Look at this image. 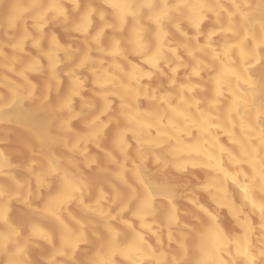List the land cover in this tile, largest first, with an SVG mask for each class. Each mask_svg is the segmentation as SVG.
Instances as JSON below:
<instances>
[{"label":"clouds","instance_id":"clouds-1","mask_svg":"<svg viewBox=\"0 0 264 264\" xmlns=\"http://www.w3.org/2000/svg\"><path fill=\"white\" fill-rule=\"evenodd\" d=\"M206 11H212L206 0H27L21 35L8 37L9 43L0 39V264H239L237 256L246 257L244 264H264V127H251L253 135L238 145L239 158L228 152L233 170L226 169L227 149L218 150L215 125L199 120L202 110L192 99L200 85L189 77L200 76L203 62L197 60L183 77L188 83H180L189 65L178 50L161 44L150 51L141 42L147 33L142 20L158 27L171 22L187 38L181 25L199 32ZM5 23L0 18V30ZM259 26L264 32V19ZM109 30L106 50L100 39ZM61 35L78 36L85 50L62 43ZM92 44L110 59L92 56ZM232 76L236 89L240 83L253 89L249 97L256 83L264 88V73L260 81L247 69ZM21 148L28 154L24 167L5 163ZM252 189L261 194L259 204L247 200ZM241 193L245 203L237 206ZM13 201L28 214L13 218ZM246 207L259 213L260 247L246 238L233 255L218 210L227 209L253 234ZM33 214L49 223L37 230ZM92 215L104 220L103 235ZM209 221L215 227L208 228ZM178 227L196 232L198 258H189L185 233L175 239ZM34 239L51 252L34 258L40 247Z\"/></svg>","mask_w":264,"mask_h":264},{"label":"bare ground","instance_id":"bare-ground-1","mask_svg":"<svg viewBox=\"0 0 264 264\" xmlns=\"http://www.w3.org/2000/svg\"><path fill=\"white\" fill-rule=\"evenodd\" d=\"M26 3L27 0H4V3L0 4V18L6 19L4 29L0 30V39L5 43L10 42L8 37L16 39L21 35L20 22L26 15L23 12ZM206 6L210 7L212 11H206L204 13L206 18L200 22L199 32H197L196 29L188 27L186 23L182 24L181 29L186 30L188 33L187 38H185L180 36L179 33L172 28L171 22L160 21L158 27L157 23L142 20V23L147 28V33L141 42L146 43L150 51H154L161 44L165 49L176 48L178 50V54L182 57V61L189 65L188 68L181 69L178 75V82L180 83H188V81H184L183 77L192 71V68L196 66L197 60L203 62L199 65V67L203 69L200 76L189 77L191 84L200 85V87L196 89L194 98H192L193 103L198 101L199 108L202 110L199 120H206L208 123L215 125V128L212 129V134L218 140V150L220 148L227 149V151L223 153L224 165L226 169L232 171V165L228 162L230 159L228 152L230 151L232 155L239 158L238 145L246 143V138L253 135L251 127L253 125H258L257 131L259 127H264V115L259 116L258 120L256 119L257 112L264 111V88L260 87V83H256V95L254 97H249L247 93L253 91V89L244 83H240L239 88L236 89L232 76L233 73H239L241 69H247L251 74L252 81H260L261 73H264V32L261 31L259 26V22L264 19V4L260 3V0H248V3H245V0H235V3H230L229 0H206ZM9 24L15 25V28H9ZM5 30L7 31V36L3 34ZM56 30L59 31V29ZM28 31L36 35L35 29L32 27V21L28 22ZM45 31L48 32V29ZM165 33H167V35H165ZM112 35L113 33L111 30L106 32L100 39V47L106 50L110 48L112 46L110 40ZM194 36L196 37L195 40L192 39ZM61 42L66 45L71 43L73 48H79L81 52L85 50V45L80 42L78 36L75 40H68L64 35H61ZM184 44H187L188 48L182 47ZM43 46L47 47V38L43 42ZM90 46L93 49L91 53L92 56L97 58L103 56L106 60L110 59L98 50L97 45L92 44ZM189 50L193 51V56L187 54ZM4 51L9 52L10 50L5 48ZM168 55L171 58V53H168ZM257 60L259 61L258 63L255 62ZM205 65L210 67H205ZM82 74L88 75L86 70H84ZM159 79L167 86L166 79L162 77ZM89 80H91L90 75ZM153 85H155V81H153ZM89 86L91 87V85ZM192 112L193 114L196 112L195 107L192 109ZM192 135L195 137L197 133L193 132ZM253 143H255L254 140ZM189 147L195 150L198 145L192 144ZM21 152L23 154H20V156L24 155L21 157H25L23 161L15 163L11 161V158L10 161H6L5 163L10 165L18 164L24 167L28 163V154L22 148L20 149V153ZM6 170L14 172L18 176L24 174L17 168H7ZM244 170L248 175L252 174L251 169L247 166H244ZM196 175L200 176L201 174L197 172ZM241 180H243V178H241ZM192 183L195 184V181L193 180ZM242 197L243 193L237 197V206L245 203ZM247 200L250 203L255 202L259 204L261 194L258 190L252 189L247 193ZM14 202L15 201H13V204L15 205L18 203L16 206L20 205L19 213L18 209H14L18 213V217L28 214V209L25 208L24 205L18 201H16V203ZM245 211L247 212L248 222L255 229L253 234L248 233L245 227L240 224L239 220L229 215L227 209L218 210L220 225L224 228V235L227 237L228 241L231 242L229 251L232 252L233 255L243 250L247 240H250L251 244L255 245L256 248L260 247L258 243V238L261 235V230L259 228V224L261 223L259 213L251 211L247 207ZM19 214L21 215L19 216ZM16 215L15 217L18 218ZM33 215L36 216L37 222L35 227L37 230H42L43 227L49 223L42 215ZM90 219L101 226L98 231L103 235L104 230L102 226L104 220L96 215H92ZM244 219V216L240 217V220ZM112 223L119 227L115 221ZM190 223L195 224V221H191ZM195 226L197 229L201 228L199 224ZM207 227L212 228L215 226L209 221ZM180 232L185 233L187 236L185 242L190 249L189 258H198V254L194 251L198 243L196 232L190 231L189 228L178 227L173 230L174 237L177 241L183 239ZM41 242L42 244L44 243L45 246H48L43 239H34L32 241V244H38L40 246L36 248V250H42L41 248L43 245H41ZM151 242L155 244L154 239ZM32 244H30V247ZM163 246L165 250L169 249V242L166 235L163 239ZM171 249H176L175 243L171 245ZM249 250L252 255H256L255 248H250ZM50 252L51 248L48 246L45 256ZM225 259H227V257H225ZM237 259L239 264H244L246 257L237 256ZM260 259L264 260V258Z\"/></svg>","mask_w":264,"mask_h":264},{"label":"rangeland","instance_id":"rangeland-1","mask_svg":"<svg viewBox=\"0 0 264 264\" xmlns=\"http://www.w3.org/2000/svg\"><path fill=\"white\" fill-rule=\"evenodd\" d=\"M21 151H22V150H21ZM22 152H23V151H22ZM22 152L20 153V150H19V155H18V154H14V155H12V156H11V158H12L11 161H13V162H15V163H20L21 161H23L25 157H21V156H24V155H21V156H20V154H23ZM14 203H16V201H15ZM12 204H13V203H12ZM14 205H15V204L12 205V208L14 207ZM16 205H18V203H16ZM16 205H15V207H18V208H15V207H14V208H13V211L16 212V210L18 209V213H19V211H20V209H19L20 205H19V206H16ZM14 209H16V210H14ZM14 212H12V213H13L12 216L15 217V215L17 214L16 216L18 217V213H17V212L14 213ZM20 215H21V214H19V216H20ZM15 218H16V217H15ZM36 222H37V221H36ZM41 245H43L42 248H41L42 250H38V249H37V250H36V249L33 250V256H34V258H35V256H36L37 253L42 254V255H45V253H47L48 246H45L44 243L42 244V242H41ZM30 248H31V247H30Z\"/></svg>","mask_w":264,"mask_h":264}]
</instances>
